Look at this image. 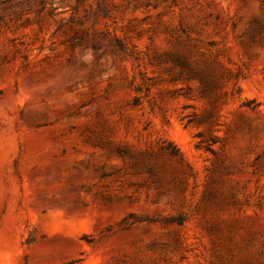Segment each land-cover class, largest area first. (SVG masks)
<instances>
[{
  "label": "rangeland",
  "instance_id": "obj_1",
  "mask_svg": "<svg viewBox=\"0 0 264 264\" xmlns=\"http://www.w3.org/2000/svg\"><path fill=\"white\" fill-rule=\"evenodd\" d=\"M264 264V0H0V264Z\"/></svg>",
  "mask_w": 264,
  "mask_h": 264
},
{
  "label": "trees",
  "instance_id": "obj_2",
  "mask_svg": "<svg viewBox=\"0 0 264 264\" xmlns=\"http://www.w3.org/2000/svg\"><path fill=\"white\" fill-rule=\"evenodd\" d=\"M76 260H72V261H69V262H66V263H64V264H76Z\"/></svg>",
  "mask_w": 264,
  "mask_h": 264
}]
</instances>
